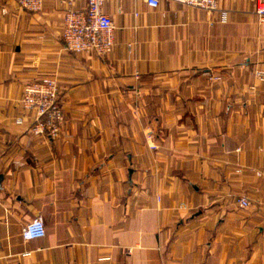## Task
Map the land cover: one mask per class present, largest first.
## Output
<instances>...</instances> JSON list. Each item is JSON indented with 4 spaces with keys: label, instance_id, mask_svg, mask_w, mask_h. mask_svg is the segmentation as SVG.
<instances>
[{
    "label": "crops",
    "instance_id": "obj_1",
    "mask_svg": "<svg viewBox=\"0 0 264 264\" xmlns=\"http://www.w3.org/2000/svg\"><path fill=\"white\" fill-rule=\"evenodd\" d=\"M261 2L107 0L100 58L65 50L66 0H0V264H264ZM44 78L64 114L53 141L20 105ZM35 218L45 237L23 241Z\"/></svg>",
    "mask_w": 264,
    "mask_h": 264
},
{
    "label": "built area",
    "instance_id": "obj_2",
    "mask_svg": "<svg viewBox=\"0 0 264 264\" xmlns=\"http://www.w3.org/2000/svg\"><path fill=\"white\" fill-rule=\"evenodd\" d=\"M79 0H66L71 6L63 15L62 42L65 50L74 53H93L105 58L112 51L113 24L111 19L102 12V6L107 0H85L81 9H72ZM147 7L156 9L162 1L178 2L202 10L206 13L217 11L218 0H141ZM18 6L28 12L38 13L42 9L43 0H16ZM255 13L260 25L264 26V2L256 6ZM224 17V14H223ZM254 77L264 82V71L256 70ZM20 105L23 111L31 117L30 132L34 136L55 140L64 123V114L60 101V89L55 79L44 78L40 81L26 83L22 88ZM23 118L18 117L14 123L23 124ZM240 208L251 206L250 201L241 197L237 200ZM43 221L35 218L21 230L23 241H33L45 237Z\"/></svg>",
    "mask_w": 264,
    "mask_h": 264
}]
</instances>
